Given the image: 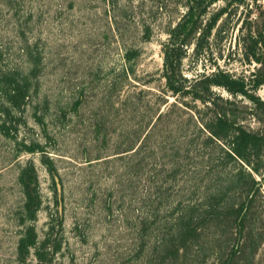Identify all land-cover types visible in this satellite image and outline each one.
<instances>
[{"label": "rangeland", "instance_id": "1", "mask_svg": "<svg viewBox=\"0 0 264 264\" xmlns=\"http://www.w3.org/2000/svg\"><path fill=\"white\" fill-rule=\"evenodd\" d=\"M187 2L0 0L1 65L23 73L37 68L21 120L0 128V264L40 263L46 239L42 264H155L149 254L156 225L201 202L222 172L238 169L219 146L203 142L202 117L215 109L167 91L163 45ZM224 4L213 3L211 11ZM262 9L264 0H249L224 15L204 52L189 47L183 73L192 80L218 67L236 76L254 71L258 63L246 59L242 36L246 18L264 24ZM214 91L236 101L234 118L264 130L250 100L223 87ZM257 93L264 99V85ZM38 142L44 150L30 152ZM29 161L43 204L34 220H22L19 176ZM262 162L260 189L238 194L253 196L249 218L262 232L252 264H264ZM31 224L38 239L22 259L19 239Z\"/></svg>", "mask_w": 264, "mask_h": 264}, {"label": "trees", "instance_id": "2", "mask_svg": "<svg viewBox=\"0 0 264 264\" xmlns=\"http://www.w3.org/2000/svg\"><path fill=\"white\" fill-rule=\"evenodd\" d=\"M217 1L220 0H188L185 14L169 30L163 45V77L171 94L189 95L202 102L206 109H215L213 116L202 117L206 130L203 142L219 146L224 152L223 159L236 162L238 169L222 172L223 177L216 181L215 187L202 197L201 202L180 206L169 219L156 225L158 234L149 254L155 264H207L210 258H214L217 264H252L262 239V232L250 222L253 196L249 201L247 196L262 186L257 176L263 165L264 130L253 131L234 118L236 101L217 96L214 87H223L234 96L246 97L253 104L252 113L264 123V99L257 93L264 85V24L261 25L259 19L246 18V30L242 36L244 55L249 62L258 63L249 75L236 76L218 67L191 80L182 71L189 47H193L197 54L204 52L220 19L243 5L249 6V0H222L225 4L211 11L212 4ZM253 1L257 4L259 0ZM259 16H264V9ZM136 53V50H130L128 55L135 56ZM1 61L0 51V128L6 129L8 122L12 125L13 121L18 123L21 120L18 113L27 105L37 68L34 66L29 73H23L4 68ZM229 110L232 111L230 114ZM37 149L44 150L40 142L28 148L30 152ZM42 160L51 164L50 170H56L48 154L43 153ZM19 179L25 197L22 220H34L43 201L33 162L22 167ZM231 191H235L233 196ZM246 192L250 194L238 199V194ZM37 239L35 226H27L18 243L22 259L26 258ZM49 243V239L42 242L38 264H42L48 255Z\"/></svg>", "mask_w": 264, "mask_h": 264}]
</instances>
